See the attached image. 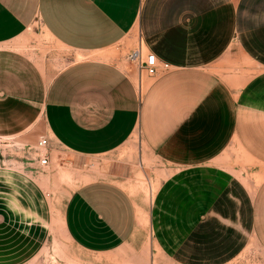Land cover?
Returning a JSON list of instances; mask_svg holds the SVG:
<instances>
[{
    "label": "crops",
    "instance_id": "crops-1",
    "mask_svg": "<svg viewBox=\"0 0 264 264\" xmlns=\"http://www.w3.org/2000/svg\"><path fill=\"white\" fill-rule=\"evenodd\" d=\"M37 21L81 59L51 76L11 48ZM118 46L171 70L151 77ZM43 137L52 159L106 158L64 210L82 251L109 264H236L251 241L264 252V0H0V264L44 249L30 170L2 152ZM137 166L161 179L149 243L122 184Z\"/></svg>",
    "mask_w": 264,
    "mask_h": 264
},
{
    "label": "rangeland",
    "instance_id": "rangeland-1",
    "mask_svg": "<svg viewBox=\"0 0 264 264\" xmlns=\"http://www.w3.org/2000/svg\"><path fill=\"white\" fill-rule=\"evenodd\" d=\"M10 47L28 56L40 68L47 70L51 76L67 67L75 58L81 59L80 55L54 40L39 21ZM111 53H115L117 56L122 55L129 61L128 58L133 52L123 46H118L113 48ZM7 151L11 152L10 158L14 156L24 161L31 173V209L34 214L31 221L35 220L37 225L41 224L40 234L44 239V249L32 259L30 264H109L112 260L106 255L92 254L79 249L68 236L63 223L64 210L71 193L89 181L91 177L88 176L102 175L101 167L106 166V158L105 160H94L80 168L73 166V159L65 153H61L60 158L55 156L52 159L48 148L50 164L43 167L40 160L42 153L38 150V143L21 147L16 145L14 149L4 148L2 150L4 154ZM99 165L100 168H98ZM135 169L128 174L125 173L122 184L138 203L142 223L148 232L146 241L149 243L151 239L149 213L161 179L160 176H152L153 173L150 170L145 171L140 166ZM34 184H40L45 193L43 195L41 193L40 198L35 195L37 187H34ZM122 264L134 263L125 261ZM236 264H264V252L251 241L248 249Z\"/></svg>",
    "mask_w": 264,
    "mask_h": 264
},
{
    "label": "built area",
    "instance_id": "built-area-1",
    "mask_svg": "<svg viewBox=\"0 0 264 264\" xmlns=\"http://www.w3.org/2000/svg\"><path fill=\"white\" fill-rule=\"evenodd\" d=\"M128 59L129 62L137 66L139 69L145 70L151 77H157L160 74L169 72L171 70V65L167 63H160L155 54H148L144 59V56L140 50L134 51ZM160 64H162V67ZM48 148L49 140L44 137L41 138V140L38 142V150L42 153L40 154V160L43 167H46L50 164V157L47 153Z\"/></svg>",
    "mask_w": 264,
    "mask_h": 264
}]
</instances>
